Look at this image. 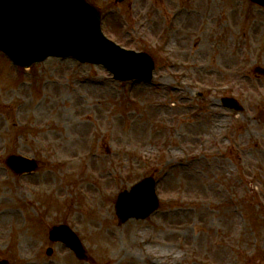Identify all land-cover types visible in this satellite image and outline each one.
I'll return each mask as SVG.
<instances>
[{
    "label": "rangeland",
    "instance_id": "rangeland-1",
    "mask_svg": "<svg viewBox=\"0 0 264 264\" xmlns=\"http://www.w3.org/2000/svg\"><path fill=\"white\" fill-rule=\"evenodd\" d=\"M91 1L108 37L154 56V79L120 81L72 56L23 68L0 52V261L264 264V7ZM12 153L39 168L15 173ZM151 175L159 210L119 224V192ZM60 223L85 259L49 239Z\"/></svg>",
    "mask_w": 264,
    "mask_h": 264
},
{
    "label": "water",
    "instance_id": "water-1",
    "mask_svg": "<svg viewBox=\"0 0 264 264\" xmlns=\"http://www.w3.org/2000/svg\"><path fill=\"white\" fill-rule=\"evenodd\" d=\"M252 1L264 6V0ZM0 49L22 66L50 55H72L82 62L104 64L120 79L150 80L155 66L147 52L128 50L110 40L101 29L100 6L89 0H0ZM255 71L264 74L262 67ZM223 104L243 109L235 98H223ZM8 162L20 173L36 168L35 162L18 155H11ZM158 206L151 177L121 191L116 201L120 223L146 218ZM50 237L63 240L79 257L84 256L80 239L68 226L53 227Z\"/></svg>",
    "mask_w": 264,
    "mask_h": 264
},
{
    "label": "bare ground",
    "instance_id": "bare-ground-1",
    "mask_svg": "<svg viewBox=\"0 0 264 264\" xmlns=\"http://www.w3.org/2000/svg\"><path fill=\"white\" fill-rule=\"evenodd\" d=\"M59 154H61V155H62L63 153H62V152H60ZM21 238H22V239H21V241H20V242H23V241L25 240V237H24V235H23V236H21ZM213 253H217V252L213 251ZM220 258H221V257H220Z\"/></svg>",
    "mask_w": 264,
    "mask_h": 264
}]
</instances>
